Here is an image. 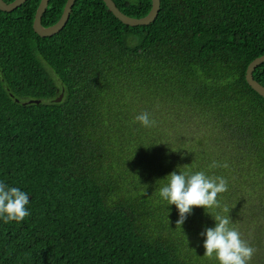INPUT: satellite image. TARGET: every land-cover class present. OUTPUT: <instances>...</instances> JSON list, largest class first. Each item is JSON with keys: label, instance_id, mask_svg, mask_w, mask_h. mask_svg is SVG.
Returning <instances> with one entry per match:
<instances>
[{"label": "trees", "instance_id": "trees-1", "mask_svg": "<svg viewBox=\"0 0 264 264\" xmlns=\"http://www.w3.org/2000/svg\"><path fill=\"white\" fill-rule=\"evenodd\" d=\"M113 1L131 17L151 7ZM39 2L0 10V181L26 191L31 212L0 221V264H218L201 233L215 226L206 211L225 207L264 264V98L245 79L264 54V0H160L139 26L76 0L44 37ZM65 2L49 0L43 26ZM252 75L264 86V62ZM144 111L155 126L133 122ZM186 170L224 176L229 190L176 226L159 189Z\"/></svg>", "mask_w": 264, "mask_h": 264}, {"label": "clouds", "instance_id": "clouds-1", "mask_svg": "<svg viewBox=\"0 0 264 264\" xmlns=\"http://www.w3.org/2000/svg\"><path fill=\"white\" fill-rule=\"evenodd\" d=\"M133 122L145 128L156 123L146 111L138 113ZM228 166L227 161L221 164L213 160L209 169ZM228 190L229 183L224 176L207 175L205 171H174L167 175V183L159 189V196L167 205H175L179 215L175 223L181 226L194 207H203L205 211L220 207L218 196ZM29 203L26 191L0 181V221L6 225L24 222L31 215ZM223 211L226 215L206 211L211 214L215 226L201 233L205 237L203 255L209 260L215 259L218 264H251L256 249L242 238L237 228L230 227L229 208Z\"/></svg>", "mask_w": 264, "mask_h": 264}, {"label": "water", "instance_id": "water-1", "mask_svg": "<svg viewBox=\"0 0 264 264\" xmlns=\"http://www.w3.org/2000/svg\"><path fill=\"white\" fill-rule=\"evenodd\" d=\"M26 0H12L11 2H5L4 0H0V10L2 11H12L13 9L21 6ZM76 0H66L63 11L61 13L60 18L52 25L43 26L41 23V17L45 12L49 0H40L38 7L35 11L32 27L36 34L39 36H51L57 32H59L64 25L66 24L69 14L71 12L72 6L74 5ZM108 10L123 24L129 26H139V25H148L150 24L157 16L160 0H151V7L149 12L142 17H131L119 10L113 0H103ZM264 62V54L255 57L253 60L249 62L245 71V79L248 85L257 92L260 96L264 98V86L261 85L258 81L253 78L254 69L261 63ZM62 94H60L55 100L60 101ZM17 101V100H16ZM37 99H30L28 101L23 102L22 104L27 103H38Z\"/></svg>", "mask_w": 264, "mask_h": 264}, {"label": "rangeland", "instance_id": "rangeland-1", "mask_svg": "<svg viewBox=\"0 0 264 264\" xmlns=\"http://www.w3.org/2000/svg\"><path fill=\"white\" fill-rule=\"evenodd\" d=\"M246 228H247V229H250L249 233H250L251 236L258 235V234L261 233V230H260V228H258L257 225H256V226H252V227H250V228H248V227L246 226ZM241 234H242V233H241ZM251 263H252V264H257V259L251 261Z\"/></svg>", "mask_w": 264, "mask_h": 264}]
</instances>
